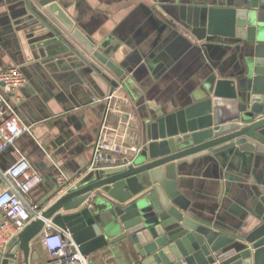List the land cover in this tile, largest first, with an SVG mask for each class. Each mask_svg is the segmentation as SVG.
Returning a JSON list of instances; mask_svg holds the SVG:
<instances>
[{"label": "water", "instance_id": "95a60500", "mask_svg": "<svg viewBox=\"0 0 264 264\" xmlns=\"http://www.w3.org/2000/svg\"><path fill=\"white\" fill-rule=\"evenodd\" d=\"M23 1L29 19L41 21L52 33L35 42L33 49L48 50L60 43L79 61L77 66L93 71L100 61L118 77L110 94L122 87L133 99L142 150L131 165L85 171L63 187L56 184L49 197L54 203L41 205V217L0 250L2 264L38 261L34 245L46 220L69 232L84 255L124 243L143 260L139 264H264V183L255 179L246 187L247 181L240 180L241 188L251 190L253 205L249 213L228 209L225 218L216 217L230 229L195 212L180 179L187 168L225 166L229 157L249 165L264 156V0L172 9L170 15L186 30L189 43L205 42L200 48L207 57L209 43L218 50L174 113L149 105L150 99L133 80L136 74L125 75L123 65L110 59L113 50L104 52L119 42L97 43L74 30L63 19L59 0ZM39 8L59 19L84 50L53 29ZM232 45L242 57L229 74L220 50L226 52ZM75 180L72 189L59 196Z\"/></svg>", "mask_w": 264, "mask_h": 264}, {"label": "crops", "instance_id": "0c3cea01", "mask_svg": "<svg viewBox=\"0 0 264 264\" xmlns=\"http://www.w3.org/2000/svg\"><path fill=\"white\" fill-rule=\"evenodd\" d=\"M59 1L63 19L74 30L97 43L119 42L116 48L111 45L104 52L113 50L110 59L123 65L125 75L136 74L133 80L150 99L149 105L172 113L183 96L196 88L200 81L198 75L207 69L208 60L217 58L218 50L217 45L209 43L207 57L200 48L205 42L189 43L186 30L175 22L170 12L183 5L205 7V4L227 1L232 5L234 0ZM39 11L53 29L78 50H84L59 19L43 8ZM29 17L23 0L0 3V71L17 67L27 79V85L16 95L20 99L16 110L33 127V133L22 136L18 146L42 176V183L30 193L29 200L47 207L55 201H49V197L59 174L71 181L82 177L85 171L90 172L88 168L104 122L110 128H122L118 111L134 113L131 132L136 135L140 119L133 99L123 89L119 93L122 100L112 103V109L108 110L102 100L110 94L111 83L118 77L100 61L89 71L77 66L79 61L69 56L70 51L60 43L52 49L48 46V50L33 49L35 42L51 37L52 33L41 21ZM220 52L222 66L231 74L241 62V52L237 45ZM141 65L146 67L139 69ZM126 97L131 105L124 101ZM13 162L12 150L0 156L3 169ZM225 162V166L206 164L187 168L180 176L185 186L181 191L193 202L195 212L208 219H216L218 215L225 218L228 209L249 213L247 208L253 203L251 190L246 187L255 179L264 183V156L249 165L232 157ZM241 179L247 181L245 188L239 186ZM76 182L64 187L59 196L70 191ZM230 185L233 187L229 189ZM216 221L232 229L229 223ZM34 251L38 252L39 260L31 264H45L47 261L41 258L45 250L40 240L34 245ZM90 261L92 264H139L143 260L131 246L120 243L93 253Z\"/></svg>", "mask_w": 264, "mask_h": 264}, {"label": "built area", "instance_id": "2783aa9c", "mask_svg": "<svg viewBox=\"0 0 264 264\" xmlns=\"http://www.w3.org/2000/svg\"><path fill=\"white\" fill-rule=\"evenodd\" d=\"M26 85L27 79L19 68L0 71V156L12 150L14 157V162L7 169L0 166L1 251H5L17 233L31 221L41 217L40 206L33 204L28 196L42 183V176L18 146L22 136L33 133V127L25 123L16 110L20 100L16 95ZM120 90L122 87L102 100L107 103L109 111L112 103L122 100ZM124 101L131 105L129 98H124ZM118 113L121 115L119 124L122 128H110L104 122L95 143L89 171L131 165L140 155L142 148L136 135L131 132L134 113L128 114L121 110ZM66 181V177L60 174L57 185L63 187ZM39 240L49 256L45 264H92L90 256L81 252L72 235L52 220L45 221ZM21 264L27 263L22 261Z\"/></svg>", "mask_w": 264, "mask_h": 264}, {"label": "rangeland", "instance_id": "374dc122", "mask_svg": "<svg viewBox=\"0 0 264 264\" xmlns=\"http://www.w3.org/2000/svg\"><path fill=\"white\" fill-rule=\"evenodd\" d=\"M89 256L93 257V254H90ZM41 258L43 261H48L49 260V256L47 254V252H41Z\"/></svg>", "mask_w": 264, "mask_h": 264}]
</instances>
